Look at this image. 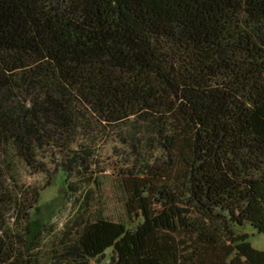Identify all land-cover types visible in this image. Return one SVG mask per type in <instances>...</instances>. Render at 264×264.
<instances>
[{
    "label": "trees",
    "instance_id": "16d2710c",
    "mask_svg": "<svg viewBox=\"0 0 264 264\" xmlns=\"http://www.w3.org/2000/svg\"><path fill=\"white\" fill-rule=\"evenodd\" d=\"M127 148L126 218L44 250L32 212ZM264 0H0V264H264Z\"/></svg>",
    "mask_w": 264,
    "mask_h": 264
},
{
    "label": "rangeland",
    "instance_id": "374dc122",
    "mask_svg": "<svg viewBox=\"0 0 264 264\" xmlns=\"http://www.w3.org/2000/svg\"><path fill=\"white\" fill-rule=\"evenodd\" d=\"M127 148L117 139L102 141L99 144V152L96 156L95 171L100 172L97 182L87 188L81 186L79 178H72L76 183L77 191L68 194L67 184L62 177L53 176V166L48 174L38 175L24 173L22 181L27 182L32 188H42L39 203L34 208L32 215L35 226L38 229L46 226L44 250L50 247L54 236L64 230H70L73 222L82 219V216L90 217L101 212L113 219H125V194L120 187L121 170L126 162ZM245 231L249 234L251 245L264 251V234L259 233L251 226ZM111 253L108 251L103 258L92 261L91 264H110Z\"/></svg>",
    "mask_w": 264,
    "mask_h": 264
}]
</instances>
